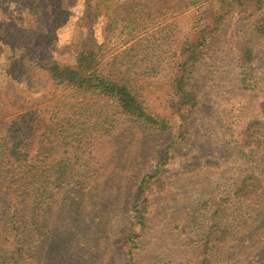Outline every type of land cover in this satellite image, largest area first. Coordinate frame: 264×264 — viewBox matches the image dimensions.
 Segmentation results:
<instances>
[{"label":"rangeland","instance_id":"1","mask_svg":"<svg viewBox=\"0 0 264 264\" xmlns=\"http://www.w3.org/2000/svg\"><path fill=\"white\" fill-rule=\"evenodd\" d=\"M183 2L167 4L178 10ZM63 3L71 19L52 38L43 24L42 36L32 37V30L17 35L29 17L0 0V89L22 106L14 122L37 109L68 120L76 113L64 141L52 137L46 144L53 166H65L56 175L63 178L55 179L48 197L19 206L29 216L31 232L21 235L31 248L29 264H127L133 241L136 264H264V40L253 31L259 18L253 1H241L208 38L191 77L199 105L179 127L167 103L169 61L196 7L164 20L163 0H142V31L123 48L133 45L125 59L131 58L130 78L148 109L172 117L170 138L184 131L168 154L162 141L124 122L110 102L55 86L33 65L32 58L50 49L72 60L75 41L87 33V21L76 26L85 0ZM102 27L95 29L98 40ZM250 43L256 55L244 65L240 51ZM148 174L140 223L133 200ZM242 182L244 194L235 193Z\"/></svg>","mask_w":264,"mask_h":264},{"label":"trees","instance_id":"2","mask_svg":"<svg viewBox=\"0 0 264 264\" xmlns=\"http://www.w3.org/2000/svg\"><path fill=\"white\" fill-rule=\"evenodd\" d=\"M9 1L19 5L29 17L28 27H16L17 35L21 30H32V37L35 33L42 36L38 32L43 24L54 38L56 30L71 19V10L64 6L63 0ZM167 1L169 0H163L161 7V17L164 20L168 14L182 13L196 7L189 31L176 43L172 52L173 59L169 61L168 109L172 116L176 114L181 127L199 105V97L191 77L204 57L208 38L223 28L230 20L232 10L239 7L241 1H253L252 8L259 15L253 21V31L264 40V0H184L183 6L178 10H174V6H168ZM142 5V0H85L76 26L87 21L84 25L87 33L75 41L72 60H60L51 54V49L42 58L38 59L37 56L31 60L55 86L110 102L115 106V113L124 122L139 127L162 141L165 153L168 154L184 131L176 130L173 139L170 138L172 117H157L148 109L136 83L130 78L131 58L125 59L133 45L128 47L129 50L123 48L142 31L139 15ZM248 17L251 18L252 15L249 14ZM100 23H103L102 39L98 40L95 29ZM34 53L36 54L35 51ZM255 55L250 43L243 46L239 58L244 65H248ZM6 97L5 92L0 89V264H29L28 252L31 248L22 245L24 236H21L31 232L25 228V220L29 216L23 215L19 206L28 201L32 203L35 197H48L55 179L63 178L56 175L64 173L62 168L65 169V166L61 161L56 165L59 170L53 166L55 160L46 144L52 137H60L64 141L67 137L64 134L70 123L74 122L76 113L69 115L68 120L62 117V112L37 109L19 115L21 119L16 123L14 121L22 106ZM150 177L153 175L148 174L141 179L133 200L132 209L140 223H143V215L139 201ZM247 187L242 182L235 193L244 194ZM135 245L133 241V247ZM133 247L126 253L131 255L127 264H136Z\"/></svg>","mask_w":264,"mask_h":264}]
</instances>
